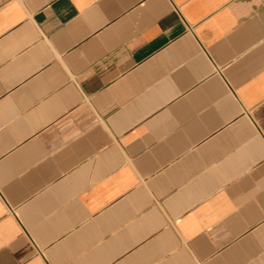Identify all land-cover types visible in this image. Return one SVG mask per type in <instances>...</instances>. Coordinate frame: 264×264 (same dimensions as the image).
Here are the masks:
<instances>
[{
	"label": "crops",
	"instance_id": "obj_1",
	"mask_svg": "<svg viewBox=\"0 0 264 264\" xmlns=\"http://www.w3.org/2000/svg\"><path fill=\"white\" fill-rule=\"evenodd\" d=\"M0 264H264V0H0Z\"/></svg>",
	"mask_w": 264,
	"mask_h": 264
}]
</instances>
